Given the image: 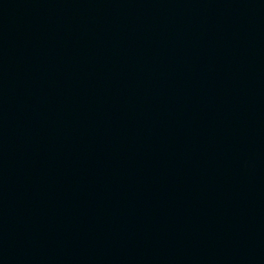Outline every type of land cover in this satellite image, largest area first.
<instances>
[{
	"label": "water",
	"instance_id": "obj_1",
	"mask_svg": "<svg viewBox=\"0 0 264 264\" xmlns=\"http://www.w3.org/2000/svg\"><path fill=\"white\" fill-rule=\"evenodd\" d=\"M0 264H264V0H0Z\"/></svg>",
	"mask_w": 264,
	"mask_h": 264
}]
</instances>
